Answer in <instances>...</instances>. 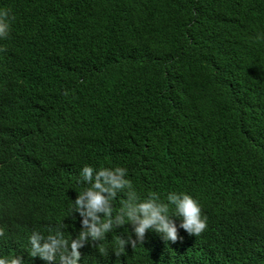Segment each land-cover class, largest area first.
<instances>
[{
    "label": "trees",
    "instance_id": "trees-1",
    "mask_svg": "<svg viewBox=\"0 0 264 264\" xmlns=\"http://www.w3.org/2000/svg\"><path fill=\"white\" fill-rule=\"evenodd\" d=\"M0 255L75 199L84 165L122 166L146 196L186 192L207 228L114 229L81 264H264V0H0ZM124 194H118L119 207ZM178 223V221H177Z\"/></svg>",
    "mask_w": 264,
    "mask_h": 264
},
{
    "label": "clouds",
    "instance_id": "clouds-1",
    "mask_svg": "<svg viewBox=\"0 0 264 264\" xmlns=\"http://www.w3.org/2000/svg\"><path fill=\"white\" fill-rule=\"evenodd\" d=\"M11 23L6 10H0V39L9 35ZM257 40L264 41V33ZM128 169L122 166L94 168L84 165L79 172L75 190L77 195L71 199L62 215L79 219V229L67 230L65 219L57 217L54 227L47 232L33 231L27 238L25 250L31 258H39L44 264H81V249L87 246L98 247L101 253H107L108 246L103 242L114 229L131 225L124 236H114L111 249L119 257L129 246L136 248L144 244L146 233L157 234L166 244L175 243L180 230L189 236H199L207 228V216L202 214L199 200L186 192L170 191L166 202L154 192L146 196L133 187L127 178ZM123 193L119 207H114L118 194ZM178 221V223H177ZM5 229L0 227V237ZM0 264H26L23 257L0 255ZM83 264H87L84 259Z\"/></svg>",
    "mask_w": 264,
    "mask_h": 264
}]
</instances>
